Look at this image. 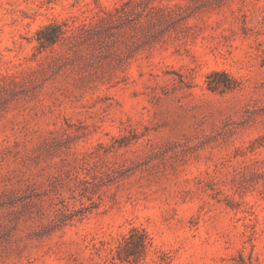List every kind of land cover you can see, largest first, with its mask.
Wrapping results in <instances>:
<instances>
[{
	"label": "rangeland",
	"instance_id": "1",
	"mask_svg": "<svg viewBox=\"0 0 264 264\" xmlns=\"http://www.w3.org/2000/svg\"><path fill=\"white\" fill-rule=\"evenodd\" d=\"M0 264H264V0H0Z\"/></svg>",
	"mask_w": 264,
	"mask_h": 264
}]
</instances>
